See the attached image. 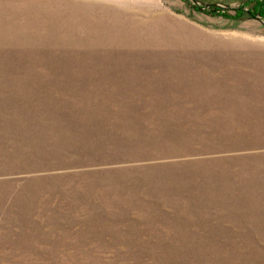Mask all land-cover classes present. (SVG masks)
<instances>
[{
  "label": "rangeland",
  "instance_id": "rangeland-1",
  "mask_svg": "<svg viewBox=\"0 0 264 264\" xmlns=\"http://www.w3.org/2000/svg\"><path fill=\"white\" fill-rule=\"evenodd\" d=\"M196 1L0 0V264H264V0Z\"/></svg>",
  "mask_w": 264,
  "mask_h": 264
},
{
  "label": "water",
  "instance_id": "water-1",
  "mask_svg": "<svg viewBox=\"0 0 264 264\" xmlns=\"http://www.w3.org/2000/svg\"><path fill=\"white\" fill-rule=\"evenodd\" d=\"M195 5H200L201 3L196 1V0H191ZM210 8H215V9H224V10H230V11H237V9L231 8L229 6H224L220 4H202V7H200L201 11L208 10ZM244 12H247L249 15H251V11L249 9L243 8ZM256 20L261 22L264 25V19L260 17L259 15H254L253 16Z\"/></svg>",
  "mask_w": 264,
  "mask_h": 264
},
{
  "label": "trees",
  "instance_id": "trees-1",
  "mask_svg": "<svg viewBox=\"0 0 264 264\" xmlns=\"http://www.w3.org/2000/svg\"><path fill=\"white\" fill-rule=\"evenodd\" d=\"M263 7H264V5L258 3V5H256V6L253 8L255 14L257 13V14H260L262 17H264V9H263ZM237 12L239 13V14L237 15V18H240V17H242V16L245 14L244 11H243V8L240 9V10H238ZM246 14H247V13H246Z\"/></svg>",
  "mask_w": 264,
  "mask_h": 264
}]
</instances>
